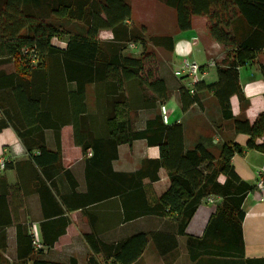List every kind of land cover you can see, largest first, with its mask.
<instances>
[{
	"label": "trees",
	"instance_id": "16d2710c",
	"mask_svg": "<svg viewBox=\"0 0 264 264\" xmlns=\"http://www.w3.org/2000/svg\"><path fill=\"white\" fill-rule=\"evenodd\" d=\"M163 1L175 10L180 31L190 28L192 16L205 15L210 36L226 50L224 62L216 66L215 82L204 85L199 80L192 85L193 93L184 84L179 87L181 110L197 102L195 90H211L222 117L231 120L230 129L248 136L244 147L264 153V111L252 121L239 119L235 118L230 104L231 96L240 98L238 66L252 60L264 47V0ZM130 15L127 0H0V65L8 59L13 61L14 67L11 72L0 70V93L11 92L23 121L16 126L0 103V131L11 127L27 155L22 160L3 159V169L15 172L14 183H8L0 174V229L10 225L15 228V259L11 264H64L45 260L42 253L43 248L51 247L64 231L65 218H60L62 225L53 236L45 232L51 224H41L40 248L35 250L34 236L21 221V207L24 197L37 191L39 183L49 179L53 169L62 166L60 129L66 123L72 124L73 141L84 156L88 150L91 152L85 160L88 191L80 203L99 199L97 191L101 185L89 181V168L96 170L94 178L98 176V179L102 172L111 173L107 193L119 194L126 204L131 198L124 220L167 213L181 232L203 199L218 198L217 210L208 225L215 227L225 216L227 228L232 231L231 243H242L244 212L241 203L256 186L240 179L231 164L232 155L242 152V148L235 142H224L216 159L202 144L184 149L182 126L177 121L164 123L160 114H156L145 122L144 128L134 125L132 112L135 111L129 103L131 98L126 95V84L137 83L150 91L149 95L139 94L145 97L148 106L165 99L168 91L155 70L152 54L146 50V41L127 26ZM52 17L77 21L84 29L68 31L52 22ZM101 30H110L112 38L107 42L99 40ZM64 35H67L64 47L52 43V38L61 39ZM148 42L166 50L173 46V38L168 35L152 36ZM127 44H132L131 50L138 47L139 55L125 53ZM258 68L264 76V63H259ZM88 84L94 86L96 109L93 113L88 112L86 106ZM46 129L52 130L54 150L46 147ZM136 139L158 147V158L148 162L154 165L155 171L164 167L169 176V187L154 203H148L141 190L144 200L139 207L136 202L140 198L139 189H133L135 184L130 181L145 172L140 169L131 174L117 173L111 167L117 146ZM156 177L155 173L150 179ZM67 179L71 186L75 184L69 173ZM116 182L122 184L115 185ZM125 188L132 191L129 193ZM226 240L229 242V238ZM84 241L92 257L100 253L117 264H130L144 249L147 235L138 232L106 244L92 234H85ZM174 256L163 255L164 263L170 264ZM2 262L0 254V264ZM68 264H77V261L70 258Z\"/></svg>",
	"mask_w": 264,
	"mask_h": 264
},
{
	"label": "crops",
	"instance_id": "0c3cea01",
	"mask_svg": "<svg viewBox=\"0 0 264 264\" xmlns=\"http://www.w3.org/2000/svg\"><path fill=\"white\" fill-rule=\"evenodd\" d=\"M77 22V21H70ZM128 25H133L130 18ZM79 31L84 27L77 22ZM140 27L144 24L139 23ZM208 21L205 15H194L191 26L186 30H178L172 34L173 46L163 51L162 60L157 63V73L163 78L168 94L162 101L157 100L153 106H148L145 97L139 94L151 92L137 83L126 84V95L131 98L129 103L136 112L135 126L144 128L145 122L160 114L159 106L163 104L168 115L167 123L177 121L182 126L184 149L193 148L196 144L205 146L217 159L221 145L224 142H235L242 152L234 153L231 164L238 177L250 185L264 176V153L245 148L247 135L230 129L231 120H225L221 115L220 106L211 90H195L197 102L191 104L185 111L181 110L179 87L188 86V77H176L173 71L182 60L188 59L201 66L200 80L204 85L217 80L216 66L224 62L226 50L214 40L208 32ZM135 27V26H134ZM107 34L101 38L100 32ZM99 40L103 42L112 38L110 30H101ZM109 34V36H108ZM67 35L61 39L52 38V43L64 47ZM101 38V39H100ZM160 48V47H158ZM228 60V57L226 58ZM264 63V47L255 54L252 60L238 66V83L241 89L240 98L230 97V104L235 118H248L252 121L255 116L264 111V76L258 68ZM0 66V70H1ZM3 70V69H2ZM8 70L7 72H11ZM132 93H135L132 96ZM132 96V97H131ZM0 103L11 115L16 126L22 125V119L9 90L0 93ZM87 111L93 113L96 109L94 86H86ZM133 113V112H132ZM46 147L56 149L52 130H44ZM87 155V154H86ZM159 155L156 145H148L144 139L133 140L130 144L122 143L117 146V156L111 162L114 172L131 174L143 170L145 174L134 177L133 189H139L140 198L136 201L138 207L143 203L141 190L148 203H154L157 197L169 187V176L164 167L154 170V165L148 160L157 159ZM27 157L25 149L11 127L0 131V160L10 158L14 161ZM81 149L73 141L71 123L64 124L60 129V161L61 167L53 169L49 179L39 183L37 191L26 195L22 202L21 221L37 241H41V224L49 222L51 226L45 232L48 236L61 227L60 218H65L64 231L58 234L51 247H44L42 258L48 261L68 264L70 258H75L77 264H117L104 255L94 254L84 241L85 234H92L103 243H115L138 232L147 235V242L141 254L130 264H165L163 255H175L170 264H264V191L255 186L242 200L241 209L244 212L241 222V245L232 244V231L227 228L225 216L217 221V225L209 226L208 222L217 210L219 200L208 202L203 199L189 218L185 228L180 232L177 222L169 215H141L130 220H124L127 204L119 194L110 191L111 173L102 172L101 178H94L92 168H89V181L100 188L97 191L99 199L92 202L83 201L88 191L85 173V160ZM145 164V165H144ZM66 170L75 181L70 185ZM156 173L157 177L150 179ZM8 183L16 181L13 169H0ZM93 178V179H92ZM95 179V180H94ZM92 184V183H91ZM122 183L116 182L115 185ZM106 185V186H105ZM106 187V189H105ZM129 193L132 188H125ZM131 202H129V205ZM135 206V207H137ZM136 209V208H135ZM229 238V242L226 240ZM0 254L2 264H11L15 259V228L13 225L0 229ZM7 257V259L5 257ZM91 257V263L88 258Z\"/></svg>",
	"mask_w": 264,
	"mask_h": 264
},
{
	"label": "rangeland",
	"instance_id": "374dc122",
	"mask_svg": "<svg viewBox=\"0 0 264 264\" xmlns=\"http://www.w3.org/2000/svg\"><path fill=\"white\" fill-rule=\"evenodd\" d=\"M127 2L129 3L131 8V20L133 22L132 27L131 26L130 27L133 29L134 33H136L137 35H139L141 39L143 38L146 41L147 43V45H145L146 50L147 52H150L152 54V57L154 58V62H160V60H162V58L165 56V52L163 51L166 50L160 46L152 45L151 43L148 42V38L152 36H159V35L162 36V35L172 34L175 31L176 29L175 10L172 7L167 6L163 0H127ZM50 20L55 24L60 25L61 28H66V30L68 31H79L77 22H70V20H65V19L62 20L54 17L50 18ZM139 23L144 25L140 27V25H138ZM99 36L103 38V37H107V34L101 31L99 33ZM131 45L132 44L125 45L127 46L125 47V49L127 50L124 49V52L127 54L138 56L140 49L136 46L137 47L136 49L131 50L132 47ZM156 65L157 63H155V70L157 72L158 67ZM0 66L4 71L14 69L13 61L8 59L4 61ZM132 114H133L132 118H134V125H135V123L137 122L136 121L137 116L135 112ZM5 258L7 259V257Z\"/></svg>",
	"mask_w": 264,
	"mask_h": 264
},
{
	"label": "built area",
	"instance_id": "2783aa9c",
	"mask_svg": "<svg viewBox=\"0 0 264 264\" xmlns=\"http://www.w3.org/2000/svg\"><path fill=\"white\" fill-rule=\"evenodd\" d=\"M132 46V45H131ZM174 76L176 77H181V76H186L188 77V85H189V91L190 93H193V89H192V85L193 83L197 82L200 80L201 77V66L192 60H188V59H183L181 64L179 65V68H177L174 72H173ZM160 109V116L162 118V121L164 123H167L168 121V115L166 112V108L163 104H160L159 106ZM91 152L88 150L87 151V155H90ZM0 168H3V159L0 160ZM258 188H260L262 191H264V176L259 177L256 180V184H255ZM208 202H213L214 200L212 198H208L207 199ZM33 246L34 249H38L40 248V244L39 242L34 238L33 239Z\"/></svg>",
	"mask_w": 264,
	"mask_h": 264
}]
</instances>
